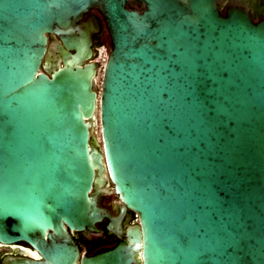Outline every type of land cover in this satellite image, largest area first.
I'll return each instance as SVG.
<instances>
[{
    "label": "water",
    "instance_id": "1",
    "mask_svg": "<svg viewBox=\"0 0 264 264\" xmlns=\"http://www.w3.org/2000/svg\"><path fill=\"white\" fill-rule=\"evenodd\" d=\"M129 1L0 0V242L75 264L68 228L96 229L91 191L109 179L140 227L83 264L139 249L144 264H264V18ZM91 8L111 43L100 90L78 25Z\"/></svg>",
    "mask_w": 264,
    "mask_h": 264
},
{
    "label": "flooded vegetation",
    "instance_id": "2",
    "mask_svg": "<svg viewBox=\"0 0 264 264\" xmlns=\"http://www.w3.org/2000/svg\"><path fill=\"white\" fill-rule=\"evenodd\" d=\"M217 5L222 13H226L232 6H241L249 11L255 21L264 18V0H217ZM132 7L142 8V4L139 1ZM78 25L82 29L91 30L93 59L97 60L104 50L111 47L102 13L97 8H91L83 14ZM48 37L49 46L52 43H61V39L55 34H49ZM91 194L95 196L97 205L102 210L103 219L96 223V229L93 231H88V229L75 231L68 228L79 251L75 264H83L84 258L94 256L103 249L115 247L120 243L131 244L132 236L129 235V231L140 227L139 215L125 206L109 179L101 187L94 186ZM124 206L126 207L125 213L120 223L117 224L115 219L118 218ZM46 261L44 253L27 241L0 242V264H30L31 262L44 263ZM131 264H144L141 249L133 252Z\"/></svg>",
    "mask_w": 264,
    "mask_h": 264
},
{
    "label": "rangeland",
    "instance_id": "3",
    "mask_svg": "<svg viewBox=\"0 0 264 264\" xmlns=\"http://www.w3.org/2000/svg\"><path fill=\"white\" fill-rule=\"evenodd\" d=\"M110 52V48L109 49H106L102 52V54L97 57V60L99 61V70L97 72V89L100 90L101 88V82H102V78H103V65L106 61V58L108 56ZM96 134L97 136L99 137V139L101 138L100 136V127L98 126L97 129H96Z\"/></svg>",
    "mask_w": 264,
    "mask_h": 264
},
{
    "label": "trees",
    "instance_id": "4",
    "mask_svg": "<svg viewBox=\"0 0 264 264\" xmlns=\"http://www.w3.org/2000/svg\"><path fill=\"white\" fill-rule=\"evenodd\" d=\"M137 3H139V0H131V1L128 2L127 5H128L129 7H132L133 4H137Z\"/></svg>",
    "mask_w": 264,
    "mask_h": 264
},
{
    "label": "snow or ice",
    "instance_id": "5",
    "mask_svg": "<svg viewBox=\"0 0 264 264\" xmlns=\"http://www.w3.org/2000/svg\"><path fill=\"white\" fill-rule=\"evenodd\" d=\"M160 2H162V0H160Z\"/></svg>",
    "mask_w": 264,
    "mask_h": 264
}]
</instances>
